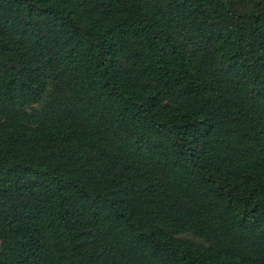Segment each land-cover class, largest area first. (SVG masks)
Here are the masks:
<instances>
[{
	"label": "trees",
	"instance_id": "1",
	"mask_svg": "<svg viewBox=\"0 0 264 264\" xmlns=\"http://www.w3.org/2000/svg\"><path fill=\"white\" fill-rule=\"evenodd\" d=\"M0 264H264V0H0Z\"/></svg>",
	"mask_w": 264,
	"mask_h": 264
}]
</instances>
